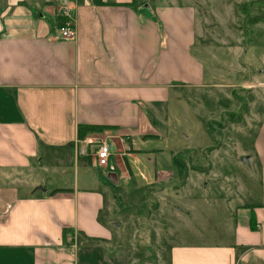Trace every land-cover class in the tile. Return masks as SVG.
Returning a JSON list of instances; mask_svg holds the SVG:
<instances>
[{"label": "crops", "instance_id": "1", "mask_svg": "<svg viewBox=\"0 0 264 264\" xmlns=\"http://www.w3.org/2000/svg\"><path fill=\"white\" fill-rule=\"evenodd\" d=\"M65 8L73 40L55 38ZM198 35L190 0H0V264H80L79 241L111 239L98 222L118 197L108 199L105 176H134L129 141L147 151L145 136L159 135L149 107L171 91L213 87L194 57ZM80 125L109 127L89 135L112 141L118 172L96 164ZM251 142L256 186L234 173L239 192L215 186L217 220L230 228L216 243L172 245L170 264H264V112ZM68 155L83 185L46 187L41 174L65 168Z\"/></svg>", "mask_w": 264, "mask_h": 264}, {"label": "rangeland", "instance_id": "2", "mask_svg": "<svg viewBox=\"0 0 264 264\" xmlns=\"http://www.w3.org/2000/svg\"><path fill=\"white\" fill-rule=\"evenodd\" d=\"M190 1L198 8L194 57L204 64L206 83L213 87L177 90L176 96L171 91L168 102L149 107L156 125L150 133H159L158 138L141 143L147 151L137 149L140 138L129 141L136 154L130 157L134 176L129 180L120 177L115 184L105 176L112 187L108 199L118 197L108 200L110 209L98 222L112 237L96 240L90 234V242L79 241L80 264L87 252L90 264H170L172 245L216 243L218 234L230 228L217 220L216 185H224L223 194L239 192L234 173L256 186L257 176L249 175L259 170L243 157L251 152L264 112V1ZM244 5L246 12L240 9ZM113 160L107 168L118 172ZM64 162L65 168L41 174L46 187L83 185L77 160L68 155ZM88 171L101 174L98 168ZM215 171L227 175L216 177ZM189 207L190 215L185 212Z\"/></svg>", "mask_w": 264, "mask_h": 264}, {"label": "built area", "instance_id": "3", "mask_svg": "<svg viewBox=\"0 0 264 264\" xmlns=\"http://www.w3.org/2000/svg\"><path fill=\"white\" fill-rule=\"evenodd\" d=\"M69 10L65 8L63 15L68 16L59 26L58 32L55 35L56 39L73 40L76 37V26L69 17ZM89 145H93L92 156L98 166L106 167L109 165L110 158L113 154V144L108 138L93 137L86 135L84 139Z\"/></svg>", "mask_w": 264, "mask_h": 264}, {"label": "trees", "instance_id": "4", "mask_svg": "<svg viewBox=\"0 0 264 264\" xmlns=\"http://www.w3.org/2000/svg\"><path fill=\"white\" fill-rule=\"evenodd\" d=\"M262 1H264V0H256V2H251V4L250 5H254L255 3H259V2H262ZM133 4V3H132ZM239 7H242V5L241 4H237ZM244 6H247V5H244ZM246 8H248V6L247 7H243V8H240V9H242V11H245L246 12ZM64 20V19H63ZM63 20H62V22H63ZM109 127H107V126H97V125H80L79 126V139H84V137L86 136V135H89V134H93V133H95V132H102V131H104V130H106V129H108ZM145 137H148V136H145ZM252 228H253V226H252Z\"/></svg>", "mask_w": 264, "mask_h": 264}, {"label": "water", "instance_id": "5", "mask_svg": "<svg viewBox=\"0 0 264 264\" xmlns=\"http://www.w3.org/2000/svg\"><path fill=\"white\" fill-rule=\"evenodd\" d=\"M243 160H244L245 162H247V157H246V156H244V157H243Z\"/></svg>", "mask_w": 264, "mask_h": 264}]
</instances>
